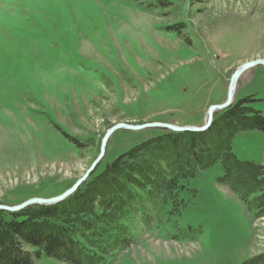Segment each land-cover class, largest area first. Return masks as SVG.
<instances>
[{
	"label": "rangeland",
	"instance_id": "1",
	"mask_svg": "<svg viewBox=\"0 0 264 264\" xmlns=\"http://www.w3.org/2000/svg\"><path fill=\"white\" fill-rule=\"evenodd\" d=\"M257 58L264 0H0V204L65 192L118 122L203 125L209 106L226 100L237 66ZM247 96L264 115V66L240 77L234 101ZM164 130L115 131L95 173ZM233 151L264 166V131L238 132ZM222 174L217 163L190 182L195 196L182 194L181 223L199 234L139 227L108 264L264 257V215L221 183ZM36 262L69 264L45 255Z\"/></svg>",
	"mask_w": 264,
	"mask_h": 264
},
{
	"label": "trees",
	"instance_id": "2",
	"mask_svg": "<svg viewBox=\"0 0 264 264\" xmlns=\"http://www.w3.org/2000/svg\"><path fill=\"white\" fill-rule=\"evenodd\" d=\"M254 101L251 96L234 101L205 131L165 129L94 171L59 203L0 209V264H37L42 255L69 264H108L116 251L135 242L139 227L166 224L172 233L195 237L200 229L181 223L188 208L182 194L195 196L190 182L217 163L223 169L218 180L263 216L264 166L233 151L238 132L264 131V115ZM247 264H264V257Z\"/></svg>",
	"mask_w": 264,
	"mask_h": 264
},
{
	"label": "water",
	"instance_id": "3",
	"mask_svg": "<svg viewBox=\"0 0 264 264\" xmlns=\"http://www.w3.org/2000/svg\"><path fill=\"white\" fill-rule=\"evenodd\" d=\"M256 66H264V58H257L254 60L246 61V62L241 63L239 66H237V68L234 70V72L232 73L230 77L226 100L222 103L212 104L209 106L203 125H200V126L198 125H177V124H173L169 122H158V121L146 122V123H140V124H133V123H128V122H118L106 130L105 135L103 136L102 141H101L100 152L98 156L96 157V159L93 161V163L90 165V167L65 192L57 196L51 197V198H41V197L30 198L22 203L12 205V206L0 204V209L11 211V212H16V211H20L33 204H44V205L56 204V203H59L65 200L72 194H74L78 190V188L81 186V184L85 182L89 178V176L96 170L98 164L102 161V159L104 158L106 154V147H107L109 138L117 130L125 129V130L137 131V130H142L146 128H164V129H169V130L177 131V132H184V131L201 132V131L207 130L213 124L215 113L217 111L224 110L233 104L235 100L237 85H238L239 79L242 76V74L246 70L256 67Z\"/></svg>",
	"mask_w": 264,
	"mask_h": 264
}]
</instances>
